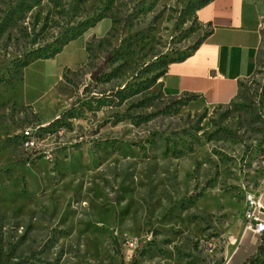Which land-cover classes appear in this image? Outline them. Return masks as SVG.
Returning <instances> with one entry per match:
<instances>
[{"label": "rangeland", "instance_id": "1", "mask_svg": "<svg viewBox=\"0 0 264 264\" xmlns=\"http://www.w3.org/2000/svg\"><path fill=\"white\" fill-rule=\"evenodd\" d=\"M194 1L0 0V264H239L255 250L242 207L247 192L264 204V36L226 103H175L187 94L151 77L206 31ZM75 28L89 58L43 131L17 96L19 62Z\"/></svg>", "mask_w": 264, "mask_h": 264}, {"label": "crops", "instance_id": "2", "mask_svg": "<svg viewBox=\"0 0 264 264\" xmlns=\"http://www.w3.org/2000/svg\"><path fill=\"white\" fill-rule=\"evenodd\" d=\"M194 16L207 32L189 54L166 65L160 75L163 91L195 94L208 104L226 103L257 64L264 36V0H208L195 8ZM78 36L80 42L72 44ZM86 37L77 35L59 52L33 59L21 69L17 96L40 123L46 124L64 108V74L88 60ZM67 46V55L57 60Z\"/></svg>", "mask_w": 264, "mask_h": 264}, {"label": "trees", "instance_id": "3", "mask_svg": "<svg viewBox=\"0 0 264 264\" xmlns=\"http://www.w3.org/2000/svg\"><path fill=\"white\" fill-rule=\"evenodd\" d=\"M208 2V0H195L194 3L191 5V8H193L195 10V8L203 5L204 3ZM95 20V19H94ZM94 23L93 20L88 21L86 26H91ZM81 32L80 28H75L74 31L69 32L68 35H66L65 37L61 38L56 46L51 47L49 50H47L46 52H40L41 49L36 48L31 55L26 56L24 59H22L19 64L21 66V69L26 66V64H28L29 61L36 59V58H42V57H48V56H52L53 54L59 52V50L61 49L62 45L67 42L70 39L75 38V36H77L79 33ZM207 31H205L203 33V36L196 40L192 46L184 53H178L175 56H166L163 55L160 59L159 62L157 63V65L154 67L156 68H160L159 70H157L156 72H154L151 77H152V81L156 80L158 77H160V75L163 73V71L165 70L166 65L171 62V61H176L179 60L181 58H183L184 56H186L187 54H189L193 48L199 43V41L204 37V35L206 34ZM86 45V42H85ZM86 49L87 45H86ZM258 62V61H257ZM20 69V72H21ZM101 75H106L104 72H100L99 74H97L94 78L98 79L99 76ZM19 78H20V74H19ZM263 84H264V79H263V83L261 84V88H263ZM195 94H187L186 96L183 97H178L174 102L175 103H179V104H184L186 103L189 99L194 98ZM64 112L63 109L60 111V113L53 117L51 120H49L46 124L42 125L39 127L40 130H46V131H52L51 129L53 127H55L57 124L61 123V118L64 116ZM259 241L260 243L256 245L255 250L250 253L248 256L245 257V260L242 261L239 264H264V260L263 258H261V255L264 254V231H262L259 235ZM4 258L8 259L9 258V253H7ZM25 258H22L20 260H16L14 261L15 264H24L25 262Z\"/></svg>", "mask_w": 264, "mask_h": 264}, {"label": "built area", "instance_id": "4", "mask_svg": "<svg viewBox=\"0 0 264 264\" xmlns=\"http://www.w3.org/2000/svg\"><path fill=\"white\" fill-rule=\"evenodd\" d=\"M261 20V16H260ZM38 135L33 127H24L20 132V143L26 150L31 149L37 142ZM242 221L245 229H250L257 236L264 231V204L251 192L244 196Z\"/></svg>", "mask_w": 264, "mask_h": 264}, {"label": "water", "instance_id": "5", "mask_svg": "<svg viewBox=\"0 0 264 264\" xmlns=\"http://www.w3.org/2000/svg\"><path fill=\"white\" fill-rule=\"evenodd\" d=\"M102 67L103 66H102V63H101V64H98L95 68H93V70L89 74V78H91L93 80L94 77L102 71Z\"/></svg>", "mask_w": 264, "mask_h": 264}]
</instances>
